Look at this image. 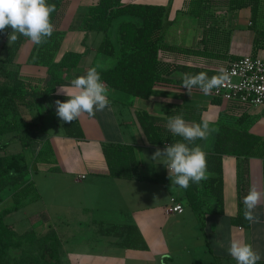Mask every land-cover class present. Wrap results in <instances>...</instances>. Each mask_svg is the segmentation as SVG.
<instances>
[{
  "label": "crops",
  "instance_id": "obj_1",
  "mask_svg": "<svg viewBox=\"0 0 264 264\" xmlns=\"http://www.w3.org/2000/svg\"><path fill=\"white\" fill-rule=\"evenodd\" d=\"M98 1L65 0L56 19L55 29L63 32L60 46H63L70 32L73 41L79 40L81 33L86 34L87 38L84 40L89 45V63L84 66L82 58L80 65L67 74L66 81L56 86L54 93L32 109H27L26 116L23 114L26 121L44 123L47 133L36 132L32 135L34 141L29 147L36 149L31 160L23 151L26 161L32 163L30 180L34 191L22 199L17 211L6 215L5 222L17 234L33 230L41 236L54 228L64 238L52 216L56 213L57 218L60 217L63 205L61 201L67 199L69 211H75L79 215L76 221L80 227L98 231L101 238L97 239L104 244V248L85 251L65 249L62 241L61 264H128L131 260L134 264L141 261H147L148 264H158L159 261L185 264L182 259L186 256L187 264H236L227 250L233 238L246 240L260 253L261 260H264V195L256 209L260 215V223L250 224L245 220L244 207L239 205V183L244 178L243 169L240 170L239 165L241 168L245 166L243 157L224 155L223 204L220 205L214 196L206 195L203 198L202 216L199 218L189 205L185 190L171 183L162 160L151 159L156 148H163L164 145L151 143L138 120L139 111H147L156 117H167L172 106L200 109L201 118L210 121V128L215 129L200 143L201 149L208 151L214 149L220 124L247 126L250 132L262 138L261 144L247 161L248 191L255 186L264 193V106L246 105L245 108L234 109L228 100L214 101L212 91L205 95L199 88H193L191 95H188L181 82L184 73L195 74L193 69L205 70L203 72L209 77L218 76L237 57L249 54L261 56L264 48L260 44L255 45L256 31L245 28L246 25L252 27L251 8L226 11L225 6L218 5L215 11L219 14L218 23H212L215 25L214 31L206 34L205 30L212 21L201 24L196 15V0H122L123 3H149L169 7L172 24L164 36L160 59L166 64L181 67L163 75L172 80L158 81L148 98L134 96L105 84L109 107L102 112L97 111L94 116L83 114L79 121L85 137H71L57 121L55 101L67 97L58 95L57 89L64 86L72 91L71 81L84 75L89 66L94 65L93 59L100 53L98 48L101 42H96L94 34L98 31L86 33L82 26L89 8ZM260 24L264 25V0L260 3L256 26ZM224 29L230 30L229 40L226 37L223 39ZM10 32L11 28H8L7 32L0 33V59L13 58L8 62V68L18 70L23 81L38 89L43 88L48 78L47 62L40 58L34 61L32 52L35 44L30 39L24 43L20 53L13 54L16 42L8 44ZM204 38L207 40L205 44ZM84 40L79 45L83 46ZM227 42L228 45H225ZM82 46L74 51H83ZM65 52L60 54L58 50L53 60H58ZM104 58L109 63L115 61L110 57ZM183 66L190 69H183ZM14 135L17 133L10 132L1 134L0 138L7 140L9 146L16 145L15 142L21 141L18 137L14 138ZM104 142L133 145L139 162V174L144 179L110 176L102 149ZM46 144L50 145V152L37 159L38 152L44 150ZM35 174L48 178L45 187L40 186ZM206 175L210 178L214 173L206 171ZM56 177L60 181H56ZM62 177L66 181H61ZM49 179L53 181L49 182ZM64 190H67V194ZM172 198L183 205L182 212L171 210ZM46 201L50 202V206ZM34 202H40L42 206L33 211L27 210ZM13 204V191L5 190L0 200V210ZM202 222L207 237L200 231ZM122 225L131 226L132 230L138 232L147 248L122 246L119 244L121 238L114 234L113 239L103 243L102 236L108 235L102 233L103 229ZM186 241H190V244ZM178 244L183 246L176 247ZM112 247H121L124 251L110 252Z\"/></svg>",
  "mask_w": 264,
  "mask_h": 264
},
{
  "label": "trees",
  "instance_id": "obj_2",
  "mask_svg": "<svg viewBox=\"0 0 264 264\" xmlns=\"http://www.w3.org/2000/svg\"><path fill=\"white\" fill-rule=\"evenodd\" d=\"M64 1L47 0L49 4L56 5V10L51 14L53 25H55ZM196 1L198 4L196 15L200 18L201 24L204 25L205 21H212L210 27L205 30L206 34L214 31L215 25H212V23H218L217 16L219 14L215 12L218 5L225 6L226 11L250 7L252 26L256 28L261 0ZM169 11L170 9L166 5L137 2L123 3L122 0H99L97 4L89 8L84 16L83 30L86 33L90 31L103 32L104 38L98 51L115 56L118 54V59L111 67L100 68L91 65L89 68H97L101 80L111 88L142 98L150 97L158 81L163 79L172 80L163 75L170 74L173 70L181 67L166 64L160 59V50L164 47V36L172 24L169 19ZM124 17L127 18L123 19L118 26L119 48H116L109 30L116 19ZM223 34V39L226 37L225 39L229 40L230 30L224 29ZM262 37L264 38V31H258L255 45L260 44L261 48H264V44L258 42H262ZM62 38L63 32L55 29L46 43L42 45L35 44L34 46L32 52L34 61L40 58L48 64V78L43 88L38 89L36 86L23 81L18 70L9 69L8 62L13 58L0 59V75L4 79L0 82V135L10 132L20 133L19 140L24 148L33 143L34 138L32 135L34 133H47V129L44 123L26 121L21 106L26 110H30L37 103L47 99L54 93L57 85L66 81L67 74L80 65L82 58L88 52L70 50L65 52L58 60H53L60 48ZM27 40L28 38L19 36L12 53L15 54L16 49ZM203 41L205 44L206 38ZM225 45H228V42ZM182 68L190 69L184 66ZM203 71L193 69L194 73ZM67 98L61 97L60 100L64 101ZM219 100H222V98L215 96L214 101ZM230 102L234 109L247 107L237 101ZM9 103L12 107L10 111L7 108ZM10 114L13 118L9 117ZM177 114H181L185 120L197 123L202 120L200 109L181 105L172 106L167 117H156L147 111H139L138 120L151 143L165 146V144L182 140L181 137L172 135L166 128L168 118ZM57 121L63 125L68 136L85 137L79 119L69 124L63 122L57 116ZM241 121L239 120V122ZM201 142L202 140L198 139L195 144L200 146ZM261 142V136L250 132L248 127L243 124L238 126L220 124L214 149L212 151L203 150L206 154L207 171L213 172L214 175L202 180L199 184L193 183L188 189H184L189 205L199 218L202 216L203 198L206 195L214 196L220 205L223 204V158L226 154L243 157L245 161L244 167L241 168V165H239L240 170L243 169L244 172V178L240 179L239 183V205L244 207L243 197L248 193L247 161L255 153ZM7 146V143L0 144V148ZM102 149L107 160L110 176L144 179L139 174V162L133 145L104 142ZM48 152H50V145L46 144V148L38 152L37 159L43 157L44 154H48ZM31 171L32 166L26 161L23 152L13 153L10 160L4 155H0V200L5 190H12L14 197L12 206L0 210V264H61L60 248L62 238L56 229L53 228L41 236H38L33 230L24 234H17L5 222L6 215L17 211L21 206L22 199L34 191V186L30 180ZM201 227L204 229L203 222ZM102 233L114 234L120 237L119 244L122 246L147 248L143 237L132 230L131 226H111L103 229ZM14 250L20 251V254L18 256L14 255ZM258 264H264V260H260Z\"/></svg>",
  "mask_w": 264,
  "mask_h": 264
},
{
  "label": "clouds",
  "instance_id": "obj_3",
  "mask_svg": "<svg viewBox=\"0 0 264 264\" xmlns=\"http://www.w3.org/2000/svg\"><path fill=\"white\" fill-rule=\"evenodd\" d=\"M55 10L56 5L49 4L47 0H0V32L11 28L8 34L9 45L16 42L19 36L30 39L36 45H42L55 31L51 22V14ZM225 78L223 73L212 77L206 72L184 73L182 87L188 95H191L193 88H199L208 95L214 88H219ZM71 88L72 91L64 86L57 89L58 95L68 97L64 101H55L56 115L63 122L70 124L83 114L94 116L97 111L102 112L109 107L107 88L97 68L91 67L84 75L74 78ZM166 128L182 140L156 148L151 159L162 160L171 183L180 188L188 189L191 184L206 180V154L195 141L206 140L215 131L210 128V121L202 119L199 123L187 122L181 114H177L168 118ZM262 195L264 193L252 186L243 197V216L250 224L260 223V215L256 209ZM217 243L220 244L219 241ZM227 250L236 264H258L262 258L250 243L240 238L231 239Z\"/></svg>",
  "mask_w": 264,
  "mask_h": 264
},
{
  "label": "rangeland",
  "instance_id": "obj_4",
  "mask_svg": "<svg viewBox=\"0 0 264 264\" xmlns=\"http://www.w3.org/2000/svg\"><path fill=\"white\" fill-rule=\"evenodd\" d=\"M126 18L127 17L116 19L113 22L112 26L110 27L109 31H110V34L112 36V39L114 41V44H115L116 48H119L118 26H119V23L123 19H126ZM261 24L259 25L260 27L256 26V28L253 27V26L250 27L248 25H246V27L245 26L244 27L246 29H248V30L250 29L252 31H256V33H257L258 31H264V25L261 26ZM94 34H95V38H97L96 42L97 43L99 41L102 42V40L104 38V33L103 32H94ZM97 36H99V37H97ZM71 37H72V34L70 32L67 35L66 41L63 44V46H60V49H59V53L60 54H62L65 51H68V50H77L78 47H79V49H81L82 45H79V44H81L80 41L81 40L83 41L84 39L86 40V38H87L86 34H84V33L83 34L81 33L79 40H76V41H75V39L73 41L71 39ZM261 39H262V43L264 44V38L262 37ZM85 40L83 42L82 48L84 47L83 51H88L89 50L88 49L89 45L87 43L85 44ZM23 46H24V43L21 44L19 46V48L16 49V55L18 53H20V51L23 48ZM88 56H89V52H87L85 54V56L83 57V61L82 62H83V64H85L84 66H86V64L89 63ZM104 56H106L107 58L108 57L113 58V59H115V61L109 63L108 60H106L104 58ZM261 57L264 58V52L261 53ZM117 59H118V54L116 56L115 55L114 56H108L105 53L100 52L99 55H97L96 58L93 59V62H94V65L97 66V67L107 68V67L113 66L116 63ZM3 80L4 79L0 76V82L3 81ZM7 108L9 109V111L11 110L12 107L10 106V103L7 105ZM21 110H22V113L24 114V116H26V114H27L26 111L27 110L24 109L23 106H21ZM9 117L13 118L11 116V114H10ZM50 121L52 122L51 117H50ZM53 128H54V125H53ZM19 136H20V133H17V135H14V138L18 137V139H19ZM6 141L5 140L3 141L2 137L0 138V144H4V143H6ZM14 144H16V145L11 144L10 146L8 145L5 148H0V155H4L10 160V157H11V155L13 153L25 151L24 153H26L28 155V158H30V160H31V158L33 157V154L35 153L36 147L34 149L33 146H31V147L26 148L24 150L23 147H22L23 144L21 142H19V143L15 142ZM34 161H36V160H34ZM34 176H35V179L38 180L37 182L40 183V186L45 187L46 182H48V178L47 177H43L44 175L42 176V174H35ZM58 178L59 177H56V181H60ZM51 181H53V180L49 179V182H51ZM61 181H66V179L64 177H62ZM64 192L67 194V190H64ZM61 202H62L63 205L61 207L60 217L57 218V215L55 213L52 216V218L55 219V221H56V223H57V225L59 227V231L64 234V238L62 236H61V238H62V241H63L65 249H69V248L70 249H81V250H84V251L88 250V249H99V250L101 249L102 250L104 248V246H103L104 244H102L100 241H98L101 238V236L99 235L100 233L98 231H96V230H90V229H88V230L86 229L85 230L84 228H81L79 222L76 221L78 219V217H79L78 213L75 212V211L73 212L72 210L69 211V207H68V204H67L68 203L67 199L62 200ZM47 203H48V206H50V204H49L50 202H47ZM40 206H42L40 202H34L31 205V207H29L27 210L33 211L35 209H38ZM200 231L203 232L205 237H207L206 236L207 234L204 231V229L202 230V228H201ZM102 237H103V243H105V241H107V240H111V239L114 238L112 236V234H108V235L102 236ZM97 238H99V239H97ZM191 240H192V238H191ZM186 243L190 244V241H186ZM182 246H183V244L176 245V247H179V248H181ZM109 251L110 252H116V253H122L124 251V249H121V247H112V248L109 249ZM13 253H14V255L18 256L20 254V251L14 250ZM202 256H204V255H202ZM182 261L185 264H187V262H186L187 261V256L184 258V260L182 259ZM128 264H134L133 260L129 261ZM138 264H148V263H147V261H145V262L141 261ZM151 264H153V263H151ZM158 264H166V263H163V262L159 261ZM181 264H183V263H181Z\"/></svg>",
  "mask_w": 264,
  "mask_h": 264
},
{
  "label": "built area",
  "instance_id": "obj_5",
  "mask_svg": "<svg viewBox=\"0 0 264 264\" xmlns=\"http://www.w3.org/2000/svg\"><path fill=\"white\" fill-rule=\"evenodd\" d=\"M222 73L223 84L212 93L223 100L237 101L247 106H264V58L249 54L231 61ZM85 177V175H82ZM171 210L183 211V205L172 198Z\"/></svg>",
  "mask_w": 264,
  "mask_h": 264
}]
</instances>
